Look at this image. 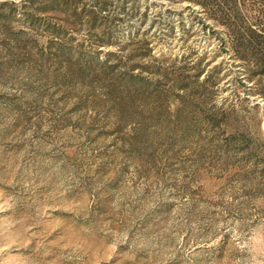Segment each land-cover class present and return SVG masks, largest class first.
Listing matches in <instances>:
<instances>
[{
  "label": "rangeland",
  "instance_id": "1",
  "mask_svg": "<svg viewBox=\"0 0 264 264\" xmlns=\"http://www.w3.org/2000/svg\"><path fill=\"white\" fill-rule=\"evenodd\" d=\"M21 1L0 0V264H264V82L223 29L183 0H103L96 29Z\"/></svg>",
  "mask_w": 264,
  "mask_h": 264
},
{
  "label": "trees",
  "instance_id": "2",
  "mask_svg": "<svg viewBox=\"0 0 264 264\" xmlns=\"http://www.w3.org/2000/svg\"><path fill=\"white\" fill-rule=\"evenodd\" d=\"M80 0H22V4L38 5V14L67 16L76 19L87 18L91 23L90 28L96 29L95 22L100 12L105 11L108 3L99 0L94 2L95 10H84L76 12ZM190 5L199 6L206 13L207 20L214 22L224 31L225 38L222 46L228 47L236 63L247 68L249 76L247 81L250 84H261L264 82V28L252 22L246 16L248 13L244 0H183ZM98 29V28H97ZM48 33L57 34L54 28H48ZM59 31V30H58ZM101 33H105L104 26L99 28ZM107 44H102L104 47ZM224 51V50H222ZM224 53V52H221ZM221 57V54H218ZM201 61V60H200ZM200 63V62H199ZM203 73L199 72L195 79L199 80ZM220 78L218 76L207 77L202 84H212L216 86ZM264 90V89H262ZM264 99V94H260Z\"/></svg>",
  "mask_w": 264,
  "mask_h": 264
}]
</instances>
